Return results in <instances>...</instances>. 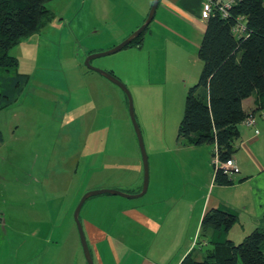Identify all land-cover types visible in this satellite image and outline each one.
<instances>
[{
	"label": "rangeland",
	"instance_id": "374dc122",
	"mask_svg": "<svg viewBox=\"0 0 264 264\" xmlns=\"http://www.w3.org/2000/svg\"><path fill=\"white\" fill-rule=\"evenodd\" d=\"M46 6L52 11V19L39 32L9 50V55L17 60V67L12 63L7 72L0 69V76L16 72L27 76L16 99L0 109L3 136L0 142V217L7 224L3 226L6 236L0 233V264L16 263H12V257L22 240L13 232V221L6 220L10 206L20 207L27 219L21 216L14 223L31 232L44 222L45 208L48 212L49 207L52 214L58 212L55 201L60 205L79 196L78 203L87 191L109 188L82 192L85 184L101 181L105 171L124 182L134 176L133 167L137 162L142 168L140 190L143 183V161L126 94L84 64L87 55L112 48L143 23L145 19L137 22L139 9L144 10L141 0H50ZM154 29L151 21L143 38L154 40V35L149 33ZM167 34L168 38L172 35ZM189 51L185 46L182 50L164 41L157 49L125 47L90 61L93 67L108 71L123 82L132 98L148 165L147 190L134 201L150 196L155 176L161 179L163 167L171 168L177 189L189 206H195L205 192L210 193L214 147L204 144L196 148L202 149L204 154L196 156L182 152L186 151L185 144L176 139L187 89L197 82L202 67L197 52ZM190 75L192 81L187 79ZM261 134L264 137L263 129ZM260 154L264 159V147ZM157 166L163 167L155 171ZM17 185L25 188V193L13 188ZM109 189L127 194L140 191L133 193L135 190L130 186L123 190ZM217 189L212 195L219 193L224 200L232 191ZM49 200L52 206H46ZM84 209H80V221ZM190 224L189 234L184 238L193 241L199 249L201 242L199 234H195L194 218ZM249 224V221L239 220L226 236L239 243L251 232L246 229ZM43 230L25 236L20 257L37 256L32 260L34 264H41L43 255L41 258L38 255L42 254L45 244ZM171 245L173 248L169 246L157 254L149 249H144V253L158 262L174 264L179 246L176 241ZM203 248L205 251V246ZM198 252L193 254L200 260L202 253ZM44 261V264H52L49 253ZM74 264H87L81 249Z\"/></svg>",
	"mask_w": 264,
	"mask_h": 264
},
{
	"label": "crops",
	"instance_id": "0c3cea01",
	"mask_svg": "<svg viewBox=\"0 0 264 264\" xmlns=\"http://www.w3.org/2000/svg\"><path fill=\"white\" fill-rule=\"evenodd\" d=\"M152 1L141 0L144 10L139 9L137 22L145 19ZM201 2L202 0H159L152 19L155 29L149 32L151 36L154 35V40L143 38L140 47L136 48L157 49L161 43L166 41L167 44L179 46L182 50L185 46L187 52H190L189 49L197 52L206 25V21L202 20L199 14ZM167 33L172 34L170 38ZM187 79L192 81V75ZM242 107L245 113L255 111L256 127L259 133L255 134L253 128L245 126L243 120L237 124L238 136L233 142L232 159L238 166V172L231 177L236 181L235 183L216 185L213 182L214 173H212L209 184L210 193L205 192V195L194 203L195 206L190 205L192 206L190 208L183 200V193L177 189V181L171 168L157 166L155 171L163 167L160 170L161 179H158V175L155 176L156 181L151 186L150 196L142 201L110 194H100L85 200L81 207V211L84 207L85 209L80 222L93 264H165L149 258L148 254L145 255L144 249L157 254L164 249L167 250L169 246L172 247L171 244L175 241L179 246L177 249L179 255L174 264H179L187 253L194 249L198 250L193 241L190 242L184 238L189 234L191 219L195 220V234H200L201 219L206 210L213 207L234 212L238 217V223L239 220L249 221L250 224L246 227L248 231L260 225L261 216L264 213V159L260 154L264 147V137H261V130H264V119L260 117V113L264 112V98L254 93L242 101ZM178 141L180 143L181 140ZM202 145H184L183 149L186 151L182 152L196 156L204 154L202 149H196L201 148ZM133 169L134 176L131 180L124 182L113 178L108 175V171H105L101 181L95 180L85 184L82 192L103 187L123 190L130 186L135 190L133 193H136L141 186L139 179L142 175V168L136 162ZM19 186L13 188L25 193V188H19ZM215 188L232 191L224 200L219 193L212 195ZM78 197L74 201H67L60 205L55 199L57 201L54 205L55 208H59L58 212L52 214L49 207L48 212L45 208L44 222L38 229L31 232L25 231L22 226L14 223L21 219V216L26 219V215H22L20 207L10 206L6 220L8 219L9 223L13 221L11 222L13 232L22 239L15 247L16 253L12 257V263L16 261L15 264H34L32 259H36L37 256L22 258L20 250L25 246V236L30 237L38 231L42 232L44 228L43 243L45 244L41 250L42 254L38 255L39 258L43 255L41 264H44L47 253L52 257V264H74L75 257H79L80 249L82 250L73 219V209ZM46 206H52L51 200ZM192 212L194 215L191 216ZM6 225L4 219L0 217V233L2 232L5 236L3 226ZM61 225L64 227L62 228ZM226 234L225 237L228 238ZM240 237H243V234ZM203 246L205 249L210 248V245L203 242L201 251L204 249Z\"/></svg>",
	"mask_w": 264,
	"mask_h": 264
},
{
	"label": "trees",
	"instance_id": "16d2710c",
	"mask_svg": "<svg viewBox=\"0 0 264 264\" xmlns=\"http://www.w3.org/2000/svg\"><path fill=\"white\" fill-rule=\"evenodd\" d=\"M49 1L0 0V69L7 72L12 63L17 67L9 50L52 19V11L46 6ZM228 14L222 18L216 12L206 20L197 49L201 71L197 82L187 89L176 134L185 145H212L221 162L234 153L238 122L255 113H245L242 101L254 93L264 98V0H239ZM238 17L246 19V33L236 37L232 28ZM148 26L126 47H140ZM26 80L27 76L18 72L0 76V109L16 99ZM213 182L230 185L233 179L217 168ZM237 220L232 211L207 209L200 223L199 243L205 242L210 248L198 249L200 260L194 257L195 249L190 251L179 264H264V213L260 225L236 244L225 234Z\"/></svg>",
	"mask_w": 264,
	"mask_h": 264
},
{
	"label": "water",
	"instance_id": "95a60500",
	"mask_svg": "<svg viewBox=\"0 0 264 264\" xmlns=\"http://www.w3.org/2000/svg\"><path fill=\"white\" fill-rule=\"evenodd\" d=\"M158 3H159V0H153L152 1V4H151V7H150L149 12L147 14V17L145 18L143 23L138 28H136L133 32H131L120 43H118L117 45L113 46L112 48H110L106 51L89 54L86 56V58L84 60V64L88 69L98 72L103 77L108 79L110 82L114 83L119 88H121L123 90V92L126 94L127 101H128L129 117H130L134 132H135L136 137H137V141L139 144V149H140V153H141L142 161H143V183H142V188L138 193L127 194V193H124V192L116 190V189L103 188V189L87 191L79 199V201H78V203H77V205L73 211V219H74V222L76 224L80 245H81L82 252H83V255L86 259L87 264H93V260H92V257H91V254H90V251H89V248L87 245V241H86L83 229H82V225H81V222L79 219V212H80V209H81L83 203L85 202V200L89 197L100 195V194H112V195H118V196H122V197H126V198H136V197L142 196L146 192L147 186H148L147 157H146V153H145V149H144V145H143V141H142L141 132H140L139 126H138L136 119H135V116H134L133 103H132V98H131L130 92H129L128 88L126 87V85L123 82H121L116 76H114L112 73H110L108 71L93 67L90 64V61L96 57H99V56L110 55V54H113L115 52H118L121 49H123L124 47H126L128 44H130L150 24V22L154 18V14H155Z\"/></svg>",
	"mask_w": 264,
	"mask_h": 264
},
{
	"label": "built area",
	"instance_id": "2783aa9c",
	"mask_svg": "<svg viewBox=\"0 0 264 264\" xmlns=\"http://www.w3.org/2000/svg\"><path fill=\"white\" fill-rule=\"evenodd\" d=\"M239 0H202L201 8H200V18L202 20H207L212 14L218 13L222 18H226L229 16L228 12L232 5L237 3ZM232 31L236 37L240 35H244L246 33V19L243 17H238L235 21V25L232 28ZM260 117L264 119V112L260 113ZM243 123L245 126L253 128L255 134H258L259 131L256 127L257 117L255 113H248L247 116L243 119ZM214 158V169L221 168L223 172L228 176L232 177V175L238 172V166L232 159H228L225 162H221L217 158V151L214 147L213 149Z\"/></svg>",
	"mask_w": 264,
	"mask_h": 264
}]
</instances>
